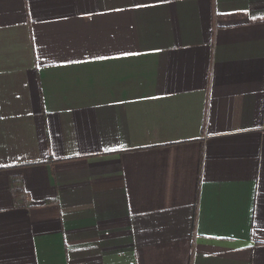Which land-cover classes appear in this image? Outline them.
<instances>
[{"label": "crops", "instance_id": "obj_1", "mask_svg": "<svg viewBox=\"0 0 264 264\" xmlns=\"http://www.w3.org/2000/svg\"><path fill=\"white\" fill-rule=\"evenodd\" d=\"M0 264H264V0H0Z\"/></svg>", "mask_w": 264, "mask_h": 264}, {"label": "built area", "instance_id": "obj_2", "mask_svg": "<svg viewBox=\"0 0 264 264\" xmlns=\"http://www.w3.org/2000/svg\"><path fill=\"white\" fill-rule=\"evenodd\" d=\"M17 188H18L17 186H14L12 192L14 193Z\"/></svg>", "mask_w": 264, "mask_h": 264}]
</instances>
